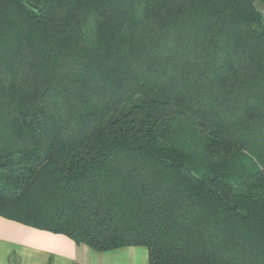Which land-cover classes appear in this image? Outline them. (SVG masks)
Masks as SVG:
<instances>
[{"label":"trees","instance_id":"16d2710c","mask_svg":"<svg viewBox=\"0 0 264 264\" xmlns=\"http://www.w3.org/2000/svg\"><path fill=\"white\" fill-rule=\"evenodd\" d=\"M0 217L264 264V0H0Z\"/></svg>","mask_w":264,"mask_h":264},{"label":"crops","instance_id":"0c3cea01","mask_svg":"<svg viewBox=\"0 0 264 264\" xmlns=\"http://www.w3.org/2000/svg\"><path fill=\"white\" fill-rule=\"evenodd\" d=\"M0 264H147V251L127 247L98 253L66 236L0 217Z\"/></svg>","mask_w":264,"mask_h":264},{"label":"rangeland","instance_id":"374dc122","mask_svg":"<svg viewBox=\"0 0 264 264\" xmlns=\"http://www.w3.org/2000/svg\"><path fill=\"white\" fill-rule=\"evenodd\" d=\"M24 3H27V0H22Z\"/></svg>","mask_w":264,"mask_h":264}]
</instances>
